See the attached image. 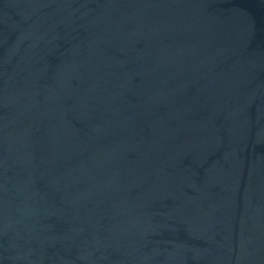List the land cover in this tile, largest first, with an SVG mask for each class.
Instances as JSON below:
<instances>
[{"label":"water","instance_id":"1","mask_svg":"<svg viewBox=\"0 0 264 264\" xmlns=\"http://www.w3.org/2000/svg\"><path fill=\"white\" fill-rule=\"evenodd\" d=\"M0 264H264V0H0Z\"/></svg>","mask_w":264,"mask_h":264}]
</instances>
